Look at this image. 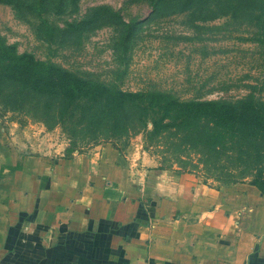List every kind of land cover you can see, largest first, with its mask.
Returning <instances> with one entry per match:
<instances>
[{"label":"rangeland","instance_id":"obj_1","mask_svg":"<svg viewBox=\"0 0 264 264\" xmlns=\"http://www.w3.org/2000/svg\"><path fill=\"white\" fill-rule=\"evenodd\" d=\"M0 39L112 89L264 103V0L0 2ZM62 118L49 98L18 97L11 85L0 95V127L26 148L69 155L108 143L215 187L250 180L233 171L223 151L192 144L177 131L152 142L136 127L112 137L85 135Z\"/></svg>","mask_w":264,"mask_h":264},{"label":"crops","instance_id":"obj_2","mask_svg":"<svg viewBox=\"0 0 264 264\" xmlns=\"http://www.w3.org/2000/svg\"><path fill=\"white\" fill-rule=\"evenodd\" d=\"M111 144L64 155L0 127V264H264V195Z\"/></svg>","mask_w":264,"mask_h":264},{"label":"trees","instance_id":"obj_3","mask_svg":"<svg viewBox=\"0 0 264 264\" xmlns=\"http://www.w3.org/2000/svg\"><path fill=\"white\" fill-rule=\"evenodd\" d=\"M6 85L18 97L36 95L55 101L59 117L71 119L85 135L112 137L136 127L152 142L166 132L183 133L192 144L223 151L233 171L250 178L248 182L264 195V103L179 101L159 91L112 89L18 53L0 39V95Z\"/></svg>","mask_w":264,"mask_h":264}]
</instances>
